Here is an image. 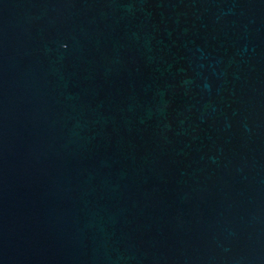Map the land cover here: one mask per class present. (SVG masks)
Masks as SVG:
<instances>
[{"label":"water","instance_id":"95a60500","mask_svg":"<svg viewBox=\"0 0 264 264\" xmlns=\"http://www.w3.org/2000/svg\"><path fill=\"white\" fill-rule=\"evenodd\" d=\"M0 264H264V0H0Z\"/></svg>","mask_w":264,"mask_h":264}]
</instances>
